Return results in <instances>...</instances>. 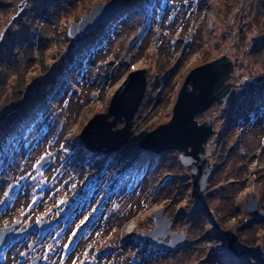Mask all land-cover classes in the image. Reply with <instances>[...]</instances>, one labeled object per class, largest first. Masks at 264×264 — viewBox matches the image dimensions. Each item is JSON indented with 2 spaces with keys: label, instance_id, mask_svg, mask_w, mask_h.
I'll return each instance as SVG.
<instances>
[{
  "label": "rangeland",
  "instance_id": "obj_1",
  "mask_svg": "<svg viewBox=\"0 0 264 264\" xmlns=\"http://www.w3.org/2000/svg\"><path fill=\"white\" fill-rule=\"evenodd\" d=\"M109 1L0 0V200L10 181L18 185L0 211V226L16 218L21 226L34 221L47 204L54 213L69 206L58 230L63 241L50 254L53 264L61 263L59 252L79 264H264V213L256 218L243 207L254 194L264 211V81L257 82L264 80V0H124L74 49L69 24ZM225 54L236 86L228 103L195 116L199 122L211 117L213 132L201 155L208 156L203 169L210 174L200 197L192 198L194 165H182L175 149L155 154L136 142L171 118L193 67ZM142 68L147 84L128 141L116 151L91 152L79 139L83 126L106 111L129 72ZM33 84L38 92L24 103ZM123 124L119 119L116 127ZM158 209L171 229L185 232L184 245L170 253L139 236L153 226ZM127 226L132 231L125 234ZM71 231L77 244L72 238L65 252ZM230 236L242 255L227 247ZM25 241L6 243L7 264L15 263Z\"/></svg>",
  "mask_w": 264,
  "mask_h": 264
},
{
  "label": "water",
  "instance_id": "obj_2",
  "mask_svg": "<svg viewBox=\"0 0 264 264\" xmlns=\"http://www.w3.org/2000/svg\"><path fill=\"white\" fill-rule=\"evenodd\" d=\"M122 1L112 0L93 4L88 12L81 15L78 22H72L68 27V35L72 38L80 37L75 41V45L80 46L85 41V34L105 22L119 8ZM128 60L126 58V62ZM233 69V61L227 54L193 67L177 92L171 118L146 132L137 141L138 147L155 153L176 149L180 152L179 158L183 165H194L191 170L192 198L200 197L199 192L205 188L210 174V168L203 169L208 156L201 157V155L205 153L208 139L213 132L211 117L199 122L195 116L209 109L214 103L223 105L228 102L236 86V83L229 81ZM146 84V69H136L128 73L126 79L112 94L106 111L94 114L83 126L79 138L88 149L110 152L118 150L128 140ZM37 88L38 86L28 88L26 100L35 94ZM119 119L124 121L120 128L116 127ZM48 158L49 155H46L40 159L38 167H43ZM13 187L14 184L11 185V188ZM243 207L246 212H255L256 218L264 213L262 209H259L257 197L254 194H250L243 201ZM18 222L16 220L11 225L0 228V247L5 241L24 232V230H17L11 233ZM171 224L170 218L163 215L162 209H158L154 212V227L141 232V235L160 249H175L183 244L185 233L172 231ZM42 225V221H39L28 226L27 229ZM166 237H168L167 242L164 241ZM234 242L235 237L230 236L228 247L236 255H242L244 250L238 251Z\"/></svg>",
  "mask_w": 264,
  "mask_h": 264
},
{
  "label": "flooded vegetation",
  "instance_id": "obj_3",
  "mask_svg": "<svg viewBox=\"0 0 264 264\" xmlns=\"http://www.w3.org/2000/svg\"><path fill=\"white\" fill-rule=\"evenodd\" d=\"M263 81L264 80L259 79L257 82H258V84H261ZM50 211H52V210L50 209ZM54 218H55L54 215L53 216L50 215V219H54ZM9 223H7V224H9ZM40 240H41V238H35V242L33 243V247H31L28 252H24L23 253V259H24V263L23 264H31L32 260H33V257H35V256L40 257V261L37 262V264H43V263H45V260H48V262L46 264H53L54 263L53 262L54 260H52L50 262V260H51L50 254H52V253L55 254L56 253L55 250L59 249V243H60L61 240L59 241L58 240V236H56V237L52 238V242H50V244L47 243L48 244L47 246L41 245L40 244ZM27 248H28V245L26 247L24 246V248H19L15 252L14 258H15V255L21 253L22 250L26 251ZM43 250L45 251L44 253H42ZM45 253H46V255L44 256ZM56 258H59V260H60V258H61L60 252L58 253V256ZM7 260H8L7 254H6L5 250L3 249L0 252V263L1 264H7ZM9 261H10V259H9ZM15 263H16V261H15ZM57 263L59 264V262H57Z\"/></svg>",
  "mask_w": 264,
  "mask_h": 264
},
{
  "label": "bare ground",
  "instance_id": "obj_4",
  "mask_svg": "<svg viewBox=\"0 0 264 264\" xmlns=\"http://www.w3.org/2000/svg\"><path fill=\"white\" fill-rule=\"evenodd\" d=\"M67 146H65V149H68V150H71V146H69L68 144H66ZM130 228V226L128 227H126V229H125V231L123 230V232L125 233V234H127V233H131V228ZM131 230V231H130Z\"/></svg>",
  "mask_w": 264,
  "mask_h": 264
},
{
  "label": "snow or ice",
  "instance_id": "obj_5",
  "mask_svg": "<svg viewBox=\"0 0 264 264\" xmlns=\"http://www.w3.org/2000/svg\"><path fill=\"white\" fill-rule=\"evenodd\" d=\"M41 159H43V157H42ZM38 163H39V161H38ZM86 219H87V218H86ZM81 223H83V221H81ZM66 247H67V245H66Z\"/></svg>",
  "mask_w": 264,
  "mask_h": 264
}]
</instances>
